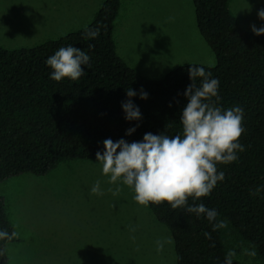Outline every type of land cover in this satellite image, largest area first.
<instances>
[{
    "label": "trees",
    "instance_id": "trees-1",
    "mask_svg": "<svg viewBox=\"0 0 264 264\" xmlns=\"http://www.w3.org/2000/svg\"><path fill=\"white\" fill-rule=\"evenodd\" d=\"M192 1L200 35L216 58L214 67L196 66L219 80V100L213 98L218 106L243 109L245 131L239 143L245 150L237 152L234 162L217 165L225 178L209 196L188 203L216 209L218 219L227 220L264 261V35L239 26L229 9L231 0ZM120 7L121 0L103 3L88 26L100 27L95 39L86 40L83 29L31 49L0 47V183L25 174L44 177L68 161L97 160L109 138L131 143L143 141L149 132L182 133L179 121L193 65L160 80L146 79L127 65L114 41ZM89 43L94 50H88ZM69 45L89 51L91 66H83L85 74L78 80L54 81L46 60ZM129 87L137 92L132 100L141 111L139 121L126 120L122 108ZM141 89L147 99L140 98ZM130 128L136 129L131 135ZM148 206L171 232L177 264H225L221 229L213 231L204 216L172 209L167 202ZM5 229L16 233L0 195V230ZM15 242L16 235L0 240V264L9 263L7 248Z\"/></svg>",
    "mask_w": 264,
    "mask_h": 264
},
{
    "label": "rangeland",
    "instance_id": "rangeland-1",
    "mask_svg": "<svg viewBox=\"0 0 264 264\" xmlns=\"http://www.w3.org/2000/svg\"><path fill=\"white\" fill-rule=\"evenodd\" d=\"M105 0H0V47L31 49L88 27ZM115 21L117 54L149 80L181 66L214 67L216 58L200 35L192 0H121ZM239 26L264 27V0H231ZM97 160L68 161L44 177L25 174L0 183L17 242L7 248L8 264H177L171 232L133 189L109 184ZM100 180L104 195L91 194ZM122 190L113 195L108 188ZM235 264H264L241 255L252 246L228 222L221 229ZM172 237L161 252L157 239ZM135 237V239H133Z\"/></svg>",
    "mask_w": 264,
    "mask_h": 264
},
{
    "label": "clouds",
    "instance_id": "clouds-1",
    "mask_svg": "<svg viewBox=\"0 0 264 264\" xmlns=\"http://www.w3.org/2000/svg\"><path fill=\"white\" fill-rule=\"evenodd\" d=\"M258 16L264 20V9L258 11ZM252 31L264 35V27L252 25ZM100 34V27L84 30L86 40L95 39ZM95 45L89 43L88 50H94ZM89 51L75 46L61 47L46 60L52 69L50 79L60 82L65 78L78 80L84 74L83 66L90 67ZM193 66L188 70L192 83L184 95L188 103L182 110L180 124L182 133L170 136L146 133L143 141L127 142L124 139L113 141L106 139L104 151H97L96 159L102 165V174L108 177V183L123 184L133 189V199L143 206L167 202L172 209H184L187 213L204 216L212 225V230L227 228L228 221L218 219L219 213L214 208H208L203 203L189 204V198L200 200L207 197L223 181L225 173L218 172V164H228L238 159L237 152L244 151L239 143L245 129L243 127L244 111L241 107L223 109L213 100H219V80L212 78L211 72L204 67ZM200 84L197 85V79ZM128 99L122 103L126 120H141L142 115L132 98L137 92L132 88L126 90ZM141 99H147L148 94L140 90ZM138 126V125H137ZM136 129L128 130L131 135ZM122 189L108 188L114 196ZM91 194L104 195L101 181L97 180L91 188ZM15 232L0 230V240H11ZM205 237L211 239V233L205 232ZM135 239V237H133ZM172 237L157 239L156 250L161 252L165 244H171ZM2 254V253H0ZM241 255L254 258L255 248H245ZM237 252L229 250L225 264H233Z\"/></svg>",
    "mask_w": 264,
    "mask_h": 264
},
{
    "label": "crops",
    "instance_id": "crops-1",
    "mask_svg": "<svg viewBox=\"0 0 264 264\" xmlns=\"http://www.w3.org/2000/svg\"><path fill=\"white\" fill-rule=\"evenodd\" d=\"M106 1V0H105ZM103 5V4H102ZM121 7H122V3H121ZM121 7H120V10H121ZM120 12V11H119ZM94 20V19H93Z\"/></svg>",
    "mask_w": 264,
    "mask_h": 264
}]
</instances>
